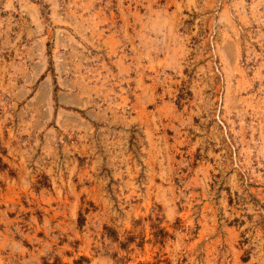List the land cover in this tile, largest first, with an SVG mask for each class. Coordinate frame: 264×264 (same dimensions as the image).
Returning a JSON list of instances; mask_svg holds the SVG:
<instances>
[{"label": "rangeland", "instance_id": "374dc122", "mask_svg": "<svg viewBox=\"0 0 264 264\" xmlns=\"http://www.w3.org/2000/svg\"><path fill=\"white\" fill-rule=\"evenodd\" d=\"M0 264H264V0H0Z\"/></svg>", "mask_w": 264, "mask_h": 264}]
</instances>
